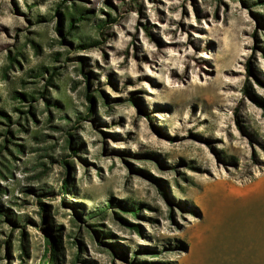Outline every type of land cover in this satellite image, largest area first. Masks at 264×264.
Instances as JSON below:
<instances>
[{
    "label": "rangeland",
    "instance_id": "obj_1",
    "mask_svg": "<svg viewBox=\"0 0 264 264\" xmlns=\"http://www.w3.org/2000/svg\"><path fill=\"white\" fill-rule=\"evenodd\" d=\"M46 260L264 264V0H0V264Z\"/></svg>",
    "mask_w": 264,
    "mask_h": 264
},
{
    "label": "trees",
    "instance_id": "obj_2",
    "mask_svg": "<svg viewBox=\"0 0 264 264\" xmlns=\"http://www.w3.org/2000/svg\"><path fill=\"white\" fill-rule=\"evenodd\" d=\"M81 14L82 13H80V11L78 10V8H76L75 6L72 7V10L71 11H68V9L66 7V10H65V12H64L63 15L65 17H67V19H68L67 25H68L69 28H72V26H73V24L75 22H79V21L85 20L84 15H81ZM77 15H79V16H77ZM59 30H60V27H59ZM248 72L250 74H252V72L250 71L249 66H248ZM243 90H244V92H248V86H245V88ZM26 96H27L26 93H22V92H17L16 93V97L19 98V99H24L25 100ZM87 96H88V98H90L89 95H87ZM90 99L92 100L93 97H91ZM64 188H65V183H63V186H62V189H64ZM46 264H50V261L49 260H46Z\"/></svg>",
    "mask_w": 264,
    "mask_h": 264
},
{
    "label": "bare ground",
    "instance_id": "obj_3",
    "mask_svg": "<svg viewBox=\"0 0 264 264\" xmlns=\"http://www.w3.org/2000/svg\"><path fill=\"white\" fill-rule=\"evenodd\" d=\"M234 192V191H233ZM232 193V192H231ZM239 193V192H238ZM224 199L226 198V200H227V197H223ZM222 201H225V200H223V199H221ZM222 203V202H221ZM220 203V204H221ZM224 203H227V202H224ZM222 205H224V204H222ZM225 206V205H224Z\"/></svg>",
    "mask_w": 264,
    "mask_h": 264
}]
</instances>
